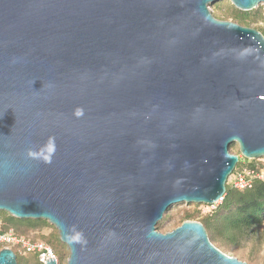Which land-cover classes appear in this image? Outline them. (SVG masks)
Listing matches in <instances>:
<instances>
[{"label":"water","instance_id":"obj_1","mask_svg":"<svg viewBox=\"0 0 264 264\" xmlns=\"http://www.w3.org/2000/svg\"><path fill=\"white\" fill-rule=\"evenodd\" d=\"M217 1L0 0V210L54 224L66 264H249L157 229L224 197L233 143L264 157V34Z\"/></svg>","mask_w":264,"mask_h":264},{"label":"trees","instance_id":"obj_2","mask_svg":"<svg viewBox=\"0 0 264 264\" xmlns=\"http://www.w3.org/2000/svg\"><path fill=\"white\" fill-rule=\"evenodd\" d=\"M226 3V4H225ZM226 5L234 16V20L245 26H251L258 23L262 18L260 8L251 10H242L237 8L229 1L221 2ZM221 6V7H222ZM214 15L221 18L215 11ZM256 26V25H255ZM264 34L263 26H256ZM231 152L241 154L237 142L230 146ZM261 164L259 159L241 158L234 172L241 171L243 168H254ZM196 207L194 210H186L183 213L180 226L185 220L198 219L204 224L208 236L217 247L225 252L238 251L245 246L248 241H253V248L264 249V181L256 179L252 187L239 189L233 184L227 183L226 193L222 201L211 212L202 214L199 209V203H193ZM1 230L8 232L14 231L19 236H25L27 233L34 231L40 232L45 227H52L55 231L50 234L38 233L32 241L42 240L55 249L56 255L59 256V263L63 261L61 247L66 246L60 239L58 228L47 219L18 218L5 210H0ZM157 229L160 224L157 223ZM27 236V235H26ZM41 238V239H40ZM4 246H0V250ZM13 250L17 254L18 264H42L38 261L35 253L22 254L18 249ZM61 260V261H60Z\"/></svg>","mask_w":264,"mask_h":264},{"label":"rangeland","instance_id":"obj_3","mask_svg":"<svg viewBox=\"0 0 264 264\" xmlns=\"http://www.w3.org/2000/svg\"><path fill=\"white\" fill-rule=\"evenodd\" d=\"M224 1L231 2L230 0H220V1H217L215 3H212L210 5V8L212 9V12L215 13V11H216L217 13H219V15L221 16L220 19L235 21L234 20V16L229 11V9L226 7V5H223V6L221 5V2H224ZM256 8H260V9L262 8L261 9L262 18H260L258 20V23L252 24L251 27H255L256 28V26H259V25L264 27V3L259 4ZM240 156H241V158H243L242 154H240ZM236 174H237V172H233L229 176L227 183L233 184V180L235 179ZM219 202L220 201H217L216 203H213V204L199 203L200 204L199 205V209L202 211V214L206 213V212H211L212 210H214L216 208V206L218 205ZM193 203L194 202H191V203L180 202V203H176V204L171 205L165 211V213L163 215V218L161 220H159L158 223L160 224V229H158V230H160L162 232H167V231H171V230L175 229L176 227H178V225L182 221L183 213L186 210H194L195 209L196 206ZM194 220L200 221L199 218L198 219H194ZM0 225H2L1 218H0ZM52 231H55V229L52 228V227H45L40 232L31 231V232L27 233L26 234L27 236L25 235V237L28 238V239H30V238L34 239L37 236L38 233L48 235ZM60 239H61V237H60ZM42 240H44V239H42ZM63 243L66 245V246H62L61 247V250L63 251L62 254H63L64 259H63V261L60 260L61 263H59V264H66L68 262V259H69V256H70L69 246L65 242H63ZM252 243H253V241L250 240V241L245 243L244 247L239 248L238 251L226 252V253H228L230 255H233V256H236V257H238L241 260L247 261L249 264H264V249H262V248L261 249H258V248L255 249V248H253V244ZM47 244L49 245V243H47ZM50 246H52V245H50ZM13 247H14V249L17 250L16 246H13ZM54 251H55V249H54ZM22 254L26 255L27 253H23L22 252ZM57 258H58V262H59L60 258H59L58 255H57Z\"/></svg>","mask_w":264,"mask_h":264},{"label":"built area","instance_id":"obj_4","mask_svg":"<svg viewBox=\"0 0 264 264\" xmlns=\"http://www.w3.org/2000/svg\"><path fill=\"white\" fill-rule=\"evenodd\" d=\"M259 160L261 161L259 166L254 168L245 167L241 171L237 172L235 179L233 180V185L236 188L245 189L252 187L256 179L264 181V157ZM223 198L220 201H222ZM0 246L11 248L16 246L21 253H35L39 262L42 264H46L49 258H55L56 263L59 264L57 255L52 246L42 240L32 241L25 236H19L12 230L4 232L1 230V225Z\"/></svg>","mask_w":264,"mask_h":264}]
</instances>
